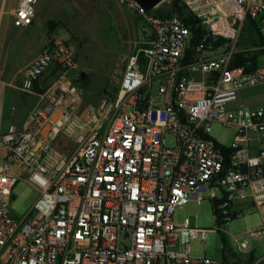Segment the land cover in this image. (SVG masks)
Listing matches in <instances>:
<instances>
[{
	"label": "built area",
	"instance_id": "obj_1",
	"mask_svg": "<svg viewBox=\"0 0 264 264\" xmlns=\"http://www.w3.org/2000/svg\"><path fill=\"white\" fill-rule=\"evenodd\" d=\"M118 2L142 23L144 46L126 55L112 95L85 104L76 49L58 34L8 83L32 102L21 119L10 104L4 129L0 85V264H221L190 253L210 229L174 220L209 190L215 230L259 213L260 226L232 235L237 252L264 236V104L235 103L264 85V55L231 66L247 19L264 37V0H178L181 13L161 14ZM36 3L17 0L12 25H31ZM214 121L236 129L227 160L209 135ZM21 179L37 198L16 217Z\"/></svg>",
	"mask_w": 264,
	"mask_h": 264
},
{
	"label": "rangeland",
	"instance_id": "obj_2",
	"mask_svg": "<svg viewBox=\"0 0 264 264\" xmlns=\"http://www.w3.org/2000/svg\"><path fill=\"white\" fill-rule=\"evenodd\" d=\"M172 0H163L159 8L169 9ZM17 0H0V85L5 82L1 97L4 109L22 100L20 92L10 88L19 70L30 62L42 49L47 39L55 34L68 38L76 49L79 84L83 88L85 104L95 103L104 95V90L117 89L126 55L144 44L142 23L133 11L125 9L118 0H37L36 15L31 25L16 28L12 25V11ZM237 52L263 57V43L259 34L245 21L235 41ZM82 72L84 76L82 77ZM236 104L245 107L264 104V85L243 89ZM28 104L32 99H28ZM5 112V110H4ZM21 114V113H20ZM8 118H3L2 128ZM236 129L219 122H212L209 135L219 144L231 146ZM167 145L173 137H165ZM10 212L16 217L23 215L35 202L37 195L33 185L21 179L13 187ZM217 198L222 195L217 188ZM197 202L188 200L175 208L174 220L182 223L186 217L190 226L210 229L205 240H193L190 253L193 257L216 259L222 263L223 245L236 255L228 254V262L237 264H264V236L252 238L245 252H237L232 235L261 225L259 213L246 209L242 216L232 218L221 230L215 222L211 191ZM224 229V230H223Z\"/></svg>",
	"mask_w": 264,
	"mask_h": 264
},
{
	"label": "trees",
	"instance_id": "obj_3",
	"mask_svg": "<svg viewBox=\"0 0 264 264\" xmlns=\"http://www.w3.org/2000/svg\"><path fill=\"white\" fill-rule=\"evenodd\" d=\"M170 10L172 11H175V12H179L181 13L183 11V8L179 5V2L178 0H172L171 1V7L169 8ZM164 11L163 8H157L155 10V13L157 14H161L162 12ZM188 24L189 26L191 27V30L193 31L194 33V38H198L199 36V33H200V30L199 28H197L195 26V22L189 18L188 20ZM248 25L252 28H254V30L259 34L260 38H261V41L264 45V37L260 35L259 31L257 30V28L255 27L254 23L252 21H250L249 19L246 20ZM263 51V55H264V48L262 49ZM263 58V57H262ZM248 60H251V62H253L254 64L259 61L257 59V57L255 55H250V54H246L245 52H236L235 55H234V58L231 62V66H236V65H239V64H244L246 61ZM115 92V89L109 91L108 89H105L104 90V94H110L112 95L113 93ZM217 147H219V149L221 150L222 154L226 157V160H227V155L229 154V152L231 151V148L229 146H225V145H222V144H219V143H216ZM212 205H213V213L215 215L216 213V204H217V200H212ZM215 220H218V219H215ZM228 254H232V255H236L235 252L231 251V250H226V244L223 245V263L224 264H237L236 262H228L227 260V255Z\"/></svg>",
	"mask_w": 264,
	"mask_h": 264
},
{
	"label": "water",
	"instance_id": "obj_4",
	"mask_svg": "<svg viewBox=\"0 0 264 264\" xmlns=\"http://www.w3.org/2000/svg\"><path fill=\"white\" fill-rule=\"evenodd\" d=\"M145 12H150L155 9L163 0H136ZM84 72H82V77Z\"/></svg>",
	"mask_w": 264,
	"mask_h": 264
},
{
	"label": "crops",
	"instance_id": "obj_5",
	"mask_svg": "<svg viewBox=\"0 0 264 264\" xmlns=\"http://www.w3.org/2000/svg\"><path fill=\"white\" fill-rule=\"evenodd\" d=\"M2 90H5L4 88L2 89ZM2 96V95H1ZM240 96V95H239ZM239 96H238V100H239ZM2 100H3V98H2ZM15 104H17V106L19 107V111H18V113H17V115H18V118L19 119H21L22 117H23V115H24V113H25V110L27 109V106H28V101L26 100H19L18 101V103H15ZM26 104V105H25ZM4 110H5V112H4ZM21 113V114H20ZM7 110L6 109H4V107H3V110H2V116H3V118L5 117H7ZM223 259V258H222ZM221 264H224L223 263V261H222V263Z\"/></svg>",
	"mask_w": 264,
	"mask_h": 264
},
{
	"label": "snow or ice",
	"instance_id": "obj_6",
	"mask_svg": "<svg viewBox=\"0 0 264 264\" xmlns=\"http://www.w3.org/2000/svg\"><path fill=\"white\" fill-rule=\"evenodd\" d=\"M21 15L23 16L24 14L22 13Z\"/></svg>",
	"mask_w": 264,
	"mask_h": 264
}]
</instances>
